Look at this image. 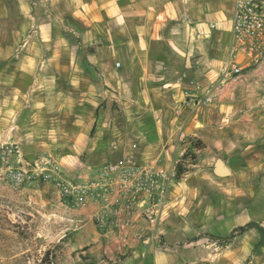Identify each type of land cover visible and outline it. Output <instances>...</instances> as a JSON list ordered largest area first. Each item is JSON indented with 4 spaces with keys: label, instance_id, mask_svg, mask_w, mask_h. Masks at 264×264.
<instances>
[{
    "label": "crops",
    "instance_id": "crops-1",
    "mask_svg": "<svg viewBox=\"0 0 264 264\" xmlns=\"http://www.w3.org/2000/svg\"><path fill=\"white\" fill-rule=\"evenodd\" d=\"M232 2L0 0V82H27L0 88L11 98L0 101V121L10 112L24 130L17 167L51 165L85 181L99 166L83 153L112 137L163 165L191 140L204 144L186 199L173 198V183L151 240L107 241L93 223L97 204L69 209L57 193L64 255L92 264H264V59L200 103L230 58ZM216 158L230 174L214 173ZM40 181L50 182L36 174L27 182L38 192ZM34 201L51 211L46 197Z\"/></svg>",
    "mask_w": 264,
    "mask_h": 264
},
{
    "label": "built area",
    "instance_id": "built-area-1",
    "mask_svg": "<svg viewBox=\"0 0 264 264\" xmlns=\"http://www.w3.org/2000/svg\"><path fill=\"white\" fill-rule=\"evenodd\" d=\"M161 18V14L157 15ZM230 58L221 68V78L200 100L206 104L223 91L228 81L240 79L245 69L264 59V0H233L230 23ZM239 55L241 59L236 61ZM246 65H242V62ZM187 147L167 165L155 159L134 160L124 153L118 161H108L94 171L85 181H69L57 175L53 166L42 167L41 172H31L30 164L7 166L0 179L9 178L14 184L27 182L33 174L55 183L59 198L69 209L98 205L93 223L98 235L119 244L127 241L151 240L158 237L157 226L161 214L171 200L170 191L178 180V164L184 161ZM14 160L20 155L19 146L14 150ZM8 162V152L1 155ZM184 176L190 164L184 165ZM181 176V178H182Z\"/></svg>",
    "mask_w": 264,
    "mask_h": 264
},
{
    "label": "rangeland",
    "instance_id": "rangeland-1",
    "mask_svg": "<svg viewBox=\"0 0 264 264\" xmlns=\"http://www.w3.org/2000/svg\"><path fill=\"white\" fill-rule=\"evenodd\" d=\"M12 85H27L26 81L0 82V88L10 89ZM10 97H0L2 100H10ZM16 101V98H14ZM16 103L12 104L15 106ZM10 107V105H9ZM118 109V106H115ZM9 112L8 122L0 121V175L7 172V166H16L14 160V150L16 145L22 146L20 135L24 130L19 129L15 124L13 115ZM26 113H24V117ZM23 118V116H22ZM107 140V139H106ZM21 143V144H20ZM140 146L130 141L109 138L108 141L98 150H94L86 156L92 164L100 166L108 161H118L122 159L124 153L131 154L134 160H145L139 151ZM188 148V147H187ZM8 152V162L2 161L1 155ZM28 154L30 150L26 149ZM188 152V149H186ZM194 150L188 152V159ZM24 154V153H23ZM190 171V168H189ZM174 182L172 187L173 198L178 201L186 199L185 192L190 186V172ZM208 173L200 172V180L207 179ZM210 184H212L210 182ZM32 187L29 182L20 185L14 184L9 178L0 179V264H92L93 258L88 255H75V253L63 254V245L58 239L59 211L57 202V189L54 182L38 184V192L24 190ZM185 189V190H184ZM182 190H184L183 193ZM212 192V191H210ZM206 201H215V194H201ZM34 197H46L50 200L51 211L47 214L42 213L41 203H36ZM175 218V217H174ZM176 221V219H175ZM172 226V225H171ZM168 225V228H171ZM171 231V230H170Z\"/></svg>",
    "mask_w": 264,
    "mask_h": 264
},
{
    "label": "trees",
    "instance_id": "trees-1",
    "mask_svg": "<svg viewBox=\"0 0 264 264\" xmlns=\"http://www.w3.org/2000/svg\"><path fill=\"white\" fill-rule=\"evenodd\" d=\"M204 147V144L200 141V140H191L190 142V145L188 146V152L190 150H194L195 151H200L202 150ZM188 152L185 153L184 155V161L181 163L178 164V174H177V179L181 178L182 174H183V171H185V167L184 165L186 164H194L195 163V154H191V157L188 159Z\"/></svg>",
    "mask_w": 264,
    "mask_h": 264
},
{
    "label": "water",
    "instance_id": "water-1",
    "mask_svg": "<svg viewBox=\"0 0 264 264\" xmlns=\"http://www.w3.org/2000/svg\"><path fill=\"white\" fill-rule=\"evenodd\" d=\"M214 173L218 176H227L230 174L228 167L222 161L221 158H216L214 165H213Z\"/></svg>",
    "mask_w": 264,
    "mask_h": 264
}]
</instances>
